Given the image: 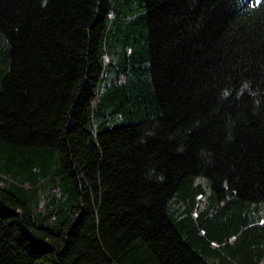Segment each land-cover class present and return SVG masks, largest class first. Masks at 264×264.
<instances>
[{"label":"trees","instance_id":"trees-1","mask_svg":"<svg viewBox=\"0 0 264 264\" xmlns=\"http://www.w3.org/2000/svg\"><path fill=\"white\" fill-rule=\"evenodd\" d=\"M0 264H264V0H0Z\"/></svg>","mask_w":264,"mask_h":264}]
</instances>
